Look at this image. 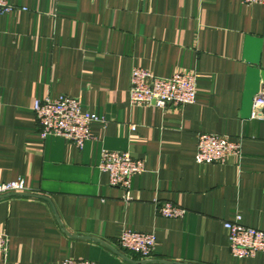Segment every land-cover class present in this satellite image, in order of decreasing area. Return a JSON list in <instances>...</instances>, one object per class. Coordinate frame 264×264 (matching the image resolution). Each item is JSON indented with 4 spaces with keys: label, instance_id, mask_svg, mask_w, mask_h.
Returning a JSON list of instances; mask_svg holds the SVG:
<instances>
[{
    "label": "crops",
    "instance_id": "obj_1",
    "mask_svg": "<svg viewBox=\"0 0 264 264\" xmlns=\"http://www.w3.org/2000/svg\"><path fill=\"white\" fill-rule=\"evenodd\" d=\"M0 14V183L28 190L0 196V264H264V251L234 257L224 221L240 214L264 230V118H242L245 36L264 38V5L242 0H9ZM193 71L194 103L129 102L131 71ZM264 67V48L261 57ZM78 97L100 117L82 148L42 136L33 105ZM262 112V110H260ZM260 112H258L260 114ZM241 140L226 163L196 161L199 132ZM104 149L144 160L133 199L109 185ZM158 201L184 207L158 215ZM123 230L154 232V254L120 248Z\"/></svg>",
    "mask_w": 264,
    "mask_h": 264
},
{
    "label": "built area",
    "instance_id": "obj_2",
    "mask_svg": "<svg viewBox=\"0 0 264 264\" xmlns=\"http://www.w3.org/2000/svg\"><path fill=\"white\" fill-rule=\"evenodd\" d=\"M247 5H264V0H242ZM15 9L9 0H0V14H8ZM129 102L132 105H156L165 108L169 104L183 107L192 104L197 95V78L193 71H176L171 76H157L149 69L134 66L131 71ZM262 110V112H260ZM33 111L42 136L56 135L71 141L82 148L91 138V124L100 117L88 110L83 111L78 97L61 94L56 98L36 99ZM260 112V114L258 113ZM253 115L264 118V91L253 98ZM241 140L231 139L228 135L199 132L196 161L198 163H226L233 155H240ZM99 167L109 175V185L123 190L126 201L133 199L132 178L145 170L143 159L134 157L129 151L104 149ZM28 190L25 179L0 183V196L22 193ZM157 213L168 218H182L187 210L171 201H158ZM240 214L224 221L227 230L230 252L237 258H249L264 251V230L245 225ZM8 235L0 232V252L8 250ZM118 243L121 249L136 253L142 259L150 258L157 245L154 232L123 230ZM59 264H98L94 260L63 258Z\"/></svg>",
    "mask_w": 264,
    "mask_h": 264
},
{
    "label": "water",
    "instance_id": "obj_3",
    "mask_svg": "<svg viewBox=\"0 0 264 264\" xmlns=\"http://www.w3.org/2000/svg\"><path fill=\"white\" fill-rule=\"evenodd\" d=\"M264 48V38L246 34L242 58L248 63L243 103L240 110L242 118H250L253 111V98L264 91V67L261 57Z\"/></svg>",
    "mask_w": 264,
    "mask_h": 264
}]
</instances>
